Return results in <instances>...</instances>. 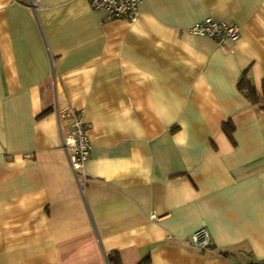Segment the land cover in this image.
Wrapping results in <instances>:
<instances>
[{
  "label": "crops",
  "instance_id": "crops-1",
  "mask_svg": "<svg viewBox=\"0 0 264 264\" xmlns=\"http://www.w3.org/2000/svg\"><path fill=\"white\" fill-rule=\"evenodd\" d=\"M138 11L0 0V264L264 262V0ZM207 18L238 39L191 32ZM72 111L91 146L78 182ZM202 228L209 247L187 245Z\"/></svg>",
  "mask_w": 264,
  "mask_h": 264
},
{
  "label": "built area",
  "instance_id": "built-area-1",
  "mask_svg": "<svg viewBox=\"0 0 264 264\" xmlns=\"http://www.w3.org/2000/svg\"><path fill=\"white\" fill-rule=\"evenodd\" d=\"M90 7L96 11H105L110 17L125 18L135 22L139 15L138 4L141 0H87ZM194 34L208 36L221 44L236 41L239 29L234 25L224 22H216L207 18L203 23L192 29ZM69 134L63 138L65 151L68 156L70 168L77 182L80 177L85 178L84 165L89 156L91 146L86 136L81 112L70 113ZM186 244L197 249L206 250L209 247V234L205 228L196 231ZM264 264V262L249 263Z\"/></svg>",
  "mask_w": 264,
  "mask_h": 264
},
{
  "label": "trees",
  "instance_id": "trees-1",
  "mask_svg": "<svg viewBox=\"0 0 264 264\" xmlns=\"http://www.w3.org/2000/svg\"><path fill=\"white\" fill-rule=\"evenodd\" d=\"M238 88L241 91H245L246 97L251 101L252 104H257L258 103V98H257L256 90L252 86V84L250 83V81L248 80L246 74H244L240 78V80L238 82ZM224 128H225V133L227 134V136L229 137V139L232 140V130H233V127L231 125H229V124H226L224 126ZM108 260H109V263L110 264H121L120 257L116 253L111 254L108 257ZM147 263H148V261L145 260V261H141L140 264H147Z\"/></svg>",
  "mask_w": 264,
  "mask_h": 264
}]
</instances>
